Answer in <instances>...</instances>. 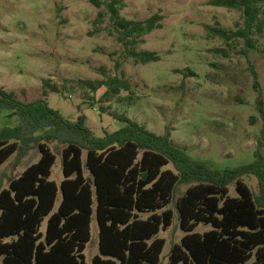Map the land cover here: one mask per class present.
<instances>
[{
	"label": "trees",
	"instance_id": "1",
	"mask_svg": "<svg viewBox=\"0 0 264 264\" xmlns=\"http://www.w3.org/2000/svg\"><path fill=\"white\" fill-rule=\"evenodd\" d=\"M101 10L97 24L123 44L126 59L136 64L157 62L156 51L140 49L145 36L163 27L155 13L144 20L122 15L124 0H91ZM209 4L238 9L243 22L236 30L207 25L214 37L226 43L242 39L246 50L257 46L264 34V0H209ZM121 62L117 61L121 72ZM102 79L73 80L86 90L85 102L96 104L132 99L134 84L123 73L110 74L100 67ZM194 74V73H192ZM257 105L264 118V93L254 71ZM106 88L100 98L97 93ZM49 79L42 98L28 101L0 86V114L19 117L16 125L0 128V165L16 157L13 169L34 150L39 159L0 185V264H88L86 248L92 223L99 228V250L91 264H161L168 230L175 211L186 234L174 243L168 264H264V153L245 165L214 169L195 160L178 146L170 132L158 134L127 114L109 111L124 125L97 136L87 115L77 120L53 108L50 92L66 93ZM126 92L129 97H123ZM63 157V180L52 179L58 153ZM172 166V167H170ZM259 179V192L246 176ZM236 185V196L230 185ZM187 185L180 196L179 188ZM47 221L45 229L44 222ZM211 225L197 232L201 224Z\"/></svg>",
	"mask_w": 264,
	"mask_h": 264
},
{
	"label": "rangeland",
	"instance_id": "2",
	"mask_svg": "<svg viewBox=\"0 0 264 264\" xmlns=\"http://www.w3.org/2000/svg\"><path fill=\"white\" fill-rule=\"evenodd\" d=\"M122 15L144 20L155 13L165 16L163 27L145 36L140 49L156 51L161 59L136 64L126 59L124 46L109 34V21L97 24L100 8L91 0H0V86L16 91L28 101L43 96L46 79L65 87L66 93L50 92L49 104L65 117L77 120L87 115V125L97 136L118 130L124 122L108 110L127 114L153 132H170L174 142L194 158L214 169L249 164L256 151L264 153V118L258 111V92L254 71L264 93V34L257 35V46L245 52L242 39L226 43L214 37L207 25L236 30L243 22L238 9L209 4V0H124ZM117 61L121 62V72ZM100 67L112 75L123 73L134 84L132 99L90 105L86 90L73 80L102 79ZM194 73V74H192ZM106 88L97 93L100 98ZM123 97L129 94L124 92ZM19 117L11 112L0 114V128L16 125ZM58 159L52 179L63 178V157ZM39 159L34 150L14 170L16 157L0 165V185ZM172 167V166H170ZM246 182L259 192V179L246 176ZM182 185L177 195L187 189ZM230 194L236 196L235 183ZM172 226L160 233L167 242L161 256L168 264L174 243L186 234L180 225L175 202ZM1 215V210H0ZM47 221L44 222L45 229ZM211 225L201 223L197 232ZM99 228L92 223V239L86 248L87 263L99 254Z\"/></svg>",
	"mask_w": 264,
	"mask_h": 264
}]
</instances>
